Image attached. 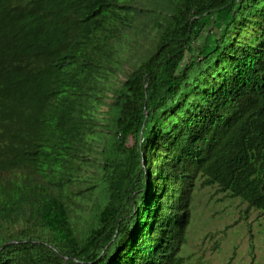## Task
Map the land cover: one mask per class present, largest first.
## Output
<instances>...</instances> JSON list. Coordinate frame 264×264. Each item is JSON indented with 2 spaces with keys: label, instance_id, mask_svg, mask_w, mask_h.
I'll list each match as a JSON object with an SVG mask.
<instances>
[{
  "label": "trees",
  "instance_id": "obj_1",
  "mask_svg": "<svg viewBox=\"0 0 264 264\" xmlns=\"http://www.w3.org/2000/svg\"><path fill=\"white\" fill-rule=\"evenodd\" d=\"M165 1L0 0V264H182L197 187L264 211V0Z\"/></svg>",
  "mask_w": 264,
  "mask_h": 264
},
{
  "label": "rangeland",
  "instance_id": "obj_2",
  "mask_svg": "<svg viewBox=\"0 0 264 264\" xmlns=\"http://www.w3.org/2000/svg\"><path fill=\"white\" fill-rule=\"evenodd\" d=\"M139 2L138 5L143 7L140 20L146 18L150 23L153 19L160 21L165 0ZM157 30V25L153 24L145 38L142 37L136 46L131 47L133 59L131 63H123V75L150 49L152 42L149 38H156ZM123 75L119 76V80ZM101 110H105V106ZM93 197L81 203L83 215L88 212ZM190 205L189 222L177 251L184 256L182 264H264V211L247 208L239 197L216 192L212 185L194 189Z\"/></svg>",
  "mask_w": 264,
  "mask_h": 264
}]
</instances>
